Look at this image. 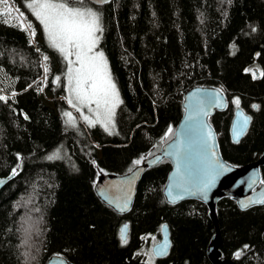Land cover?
I'll return each mask as SVG.
<instances>
[{
    "label": "trees",
    "instance_id": "16d2710c",
    "mask_svg": "<svg viewBox=\"0 0 264 264\" xmlns=\"http://www.w3.org/2000/svg\"><path fill=\"white\" fill-rule=\"evenodd\" d=\"M68 3L102 13L98 45L120 97L115 129L109 134L98 124L64 123L66 104L57 98L64 94L63 74L56 83L52 76L62 72L58 51L38 31L33 43L25 29L0 19V95L7 97L0 101V177L17 169L0 189V264H45L53 254L72 264H213L206 254L215 233L207 205L164 198L167 158L142 172L124 213L104 203L94 185L159 151L182 115L183 93L195 85L216 86L226 96V107L208 117L222 158L235 166L258 158L264 151V0ZM41 51L55 67L44 84L53 103L34 82L42 73ZM237 98L239 106L232 102ZM238 107L252 119L237 143L230 126ZM57 151L60 158L47 159ZM260 173L264 183V164ZM215 213L221 256L264 264V203L242 209L235 197L223 195ZM164 224L170 247L156 257L152 246Z\"/></svg>",
    "mask_w": 264,
    "mask_h": 264
},
{
    "label": "water",
    "instance_id": "95a60500",
    "mask_svg": "<svg viewBox=\"0 0 264 264\" xmlns=\"http://www.w3.org/2000/svg\"><path fill=\"white\" fill-rule=\"evenodd\" d=\"M90 1L99 4L96 0ZM226 104V96L216 86L190 87L183 93V112L174 128L173 135L160 146L159 151L146 157L141 165L134 166L131 172L104 174L94 185L95 193L104 203L117 212L124 213L131 207L142 172L162 158H167L171 167L163 186L164 198L168 202L171 191L173 195L179 194L183 197L179 201L196 198L207 205L215 233L206 247V254L213 264H235L232 259L222 257L218 248L220 232L215 213L217 199L223 195L233 196L239 208H241V201L264 200V183L261 182L260 173V167L264 164V151L255 160L240 166L226 162L220 155L216 131L208 117L215 110L224 109ZM205 112H207L206 116ZM244 116L248 115L241 108L235 109L230 126L233 140ZM209 132H211V139L207 137ZM211 151H215L216 155L212 156ZM221 164L224 167H220ZM12 176L13 174L0 177V189ZM205 184L208 185L207 188L203 192L199 191ZM125 203L127 208H124ZM254 204L261 203L251 205ZM122 208L123 211H121ZM121 229H124L126 236L127 225L123 224L120 232ZM165 244L168 245V251L170 238L166 225L162 227L160 240L152 246L153 254L155 255ZM45 264L72 263L61 255L53 254L46 259Z\"/></svg>",
    "mask_w": 264,
    "mask_h": 264
},
{
    "label": "snow or ice",
    "instance_id": "6c2138e0",
    "mask_svg": "<svg viewBox=\"0 0 264 264\" xmlns=\"http://www.w3.org/2000/svg\"><path fill=\"white\" fill-rule=\"evenodd\" d=\"M6 0H0V3H5ZM99 4H107L109 0H96ZM231 2V0H229ZM26 7H29L33 15L39 20L40 24L46 33L47 39L49 41V46L58 51L68 63V73L67 80L70 85L69 92L74 96L73 98L65 97L68 103L73 107H77V103L81 106L88 107L91 112L93 109L91 105L95 103L96 109V120H91L88 116H83V119L88 122L89 126H94L95 124H102L104 130L111 134L109 125H111V119L113 115L114 108L117 103H119V95L116 83L114 82L111 72L108 70L107 61L104 57V53L101 51H94L96 45L100 39L98 33H103L102 27V13L96 11L92 8L86 7H73L70 6L68 0H28ZM31 27V24L28 25ZM255 31V29H253ZM32 36H35V31L31 32ZM39 51V49H37ZM75 55L76 63H79V67L73 69L72 64L74 63L69 59L71 55ZM46 62L48 60L47 56L43 57ZM45 72V79H47V73L49 68L47 63L43 65ZM246 71H249L246 69ZM255 79L256 76L253 75ZM60 77L57 76L53 83L59 82ZM32 85H29L31 87ZM42 91V89H40ZM15 95V93L13 94ZM7 97L0 95V101H6ZM234 104L239 106V98L232 101ZM254 109H259V105H252ZM101 108L104 109L103 113ZM80 108L77 107V111ZM65 116L69 117L68 123H73L72 113L65 112ZM207 115V112L204 113ZM28 117L25 116V119ZM250 116H244L240 129L236 132L234 142H239V137L246 131L248 124L251 122ZM114 127V125H113ZM168 132H172L169 128ZM167 135V133H166ZM208 139H211V132L207 134ZM151 155V153L149 154ZM211 155L215 156V151H211ZM60 158L59 151L49 155L47 159L53 160ZM145 160L144 157L134 160L133 165H141ZM224 167V165H219ZM19 167V165H18ZM131 172L132 169L130 168ZM17 169H12V174L15 175ZM205 184L199 191L203 192L207 188ZM183 197L179 194L173 195L169 192V203H176ZM253 203H264L261 201H249L240 202L242 209H246ZM124 208H127V203H125ZM124 209L122 208L121 211ZM121 242L126 243V236L124 234V229H121ZM168 245L165 244L161 249H159L155 255L163 256L167 254ZM247 249L248 245H244ZM242 251H237L235 253L236 257L239 258L242 255ZM27 256L28 253H25ZM35 259V257H32Z\"/></svg>",
    "mask_w": 264,
    "mask_h": 264
},
{
    "label": "rangeland",
    "instance_id": "374dc122",
    "mask_svg": "<svg viewBox=\"0 0 264 264\" xmlns=\"http://www.w3.org/2000/svg\"><path fill=\"white\" fill-rule=\"evenodd\" d=\"M27 3H28V0H25V4L24 5H23V3L21 1L17 2V1H14V0H6L5 3H0V19L5 20V21L10 22V23H13V24H16V25L22 27L23 29H25L27 34H28V36L30 37V39H31V41L33 43H35V41H36V39H35L36 37L31 35V32L33 30L35 31V33H36V31L39 32L40 39H41V36L44 35L46 40L48 41L46 33H45L44 29H43V26L40 24L39 20L33 15V13L30 10V8L26 7ZM70 6H72V5H70ZM73 7H86V8H92V9L96 10L91 5H80V6L78 5V6H73ZM29 24H31V27H28ZM97 35H100V34L98 33ZM48 43H49V41H48ZM94 51H101V52L104 53V51L99 47L98 43H97L96 48L94 49ZM44 56L48 57V60L46 62L43 60ZM58 56H59L60 60L62 61V63L57 62L58 63L57 66L59 67V70H62V72L59 71L56 74V77L59 76V74H60V76L63 74L62 78H64V85H63L64 94L63 95H59L57 97V98H62L63 101L66 104V108L61 110V115H62L63 121L67 125H73L76 121H79L85 127L89 126L88 122L83 119V116L86 115L91 120H96V118H97L96 114H95L96 105H95V103H93L91 105V108L93 109V111L90 112L88 110V107H86V106H81V105H79L77 103V107L80 108V110L77 111V107H73L72 105H70L68 103V101H67V99H65V97L73 98V100L75 102L74 96H72V94L69 92V88L72 85H70L68 80H67L68 63H67L66 60H64L63 56L59 52H58ZM104 57L106 58L105 53H104ZM69 59L74 62L72 64V68L73 69L78 68L80 66L79 63L75 62L76 61V57H75L74 54L71 55L69 57ZM40 61H41L42 73L34 81V82H36V81L39 82V84H38L36 89H37V91H39L41 93L42 98L46 102L53 103V97L49 93L46 92L45 87H44L46 79H45L44 68H43L42 65L44 63H47V65H48L49 72L47 73V77H48L49 74L53 73V70L55 69V67H54V65L52 66L50 64L51 56L49 54L45 53V52H42V51L40 52ZM106 61H107V58H106ZM107 67H108V70L110 71L108 61H107ZM52 76H53V80H55V76L54 75H52ZM111 76L113 78L112 73H111ZM2 79L6 80V82L8 81L4 77H2ZM113 80H114V78H113ZM114 82H115V80H114ZM40 89H42V91ZM118 95H119V92H118ZM119 101H120V97H119ZM117 105H118V103L116 104V106L114 108V111H113V115H112V119H111V125H109V128H110L111 132L114 131V129H115L114 115H115V111H116ZM103 111H104V109L101 108V112L102 113H103ZM65 112H71L72 113V118L71 119L73 120V123H68L70 118L64 115ZM98 125H100L104 129L102 124H98ZM113 125H114V127H113ZM91 140L97 146V148L99 149L100 148V144L98 142H96V141H93V139H91Z\"/></svg>",
    "mask_w": 264,
    "mask_h": 264
},
{
    "label": "bare ground",
    "instance_id": "6f19581e",
    "mask_svg": "<svg viewBox=\"0 0 264 264\" xmlns=\"http://www.w3.org/2000/svg\"><path fill=\"white\" fill-rule=\"evenodd\" d=\"M119 213H120V212H119ZM123 224H126V223H123ZM123 224H122V225H123ZM122 225H121V226H122ZM126 225H127V224H126ZM164 225H166V224H164ZM164 225H163V226H164ZM163 226H162V227H163ZM166 226H167V225H166ZM120 228H121V227H120ZM161 231H162V230H161ZM153 245H154V244H153Z\"/></svg>",
    "mask_w": 264,
    "mask_h": 264
}]
</instances>
